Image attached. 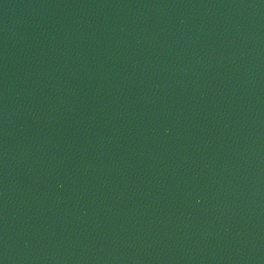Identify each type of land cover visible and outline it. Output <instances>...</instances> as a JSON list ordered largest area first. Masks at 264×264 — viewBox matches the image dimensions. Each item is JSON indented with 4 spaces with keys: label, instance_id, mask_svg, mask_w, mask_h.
I'll list each match as a JSON object with an SVG mask.
<instances>
[{
    "label": "water",
    "instance_id": "1",
    "mask_svg": "<svg viewBox=\"0 0 264 264\" xmlns=\"http://www.w3.org/2000/svg\"><path fill=\"white\" fill-rule=\"evenodd\" d=\"M0 264H264V0H0Z\"/></svg>",
    "mask_w": 264,
    "mask_h": 264
}]
</instances>
